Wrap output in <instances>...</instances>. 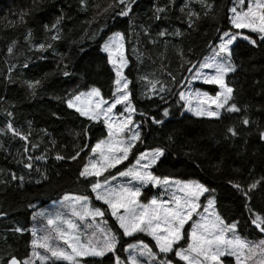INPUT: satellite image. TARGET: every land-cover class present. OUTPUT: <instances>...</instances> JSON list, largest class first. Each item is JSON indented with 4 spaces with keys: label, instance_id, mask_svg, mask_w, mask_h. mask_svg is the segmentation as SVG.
<instances>
[{
    "label": "trees",
    "instance_id": "obj_1",
    "mask_svg": "<svg viewBox=\"0 0 264 264\" xmlns=\"http://www.w3.org/2000/svg\"><path fill=\"white\" fill-rule=\"evenodd\" d=\"M232 2L135 0L129 15L121 16L124 6L117 0H0V264L13 255L21 261L29 256L32 213L65 194L88 195L119 238L114 253L85 258L84 264H115L116 258L127 264L126 245L136 240L152 244L143 235L125 238L107 208L94 201L90 185L96 178L79 173L105 129L66 103L89 87L112 97L113 72L100 47L114 32L123 36L124 75L143 120L133 154L165 149L152 170L155 175L202 183L226 224L235 225L243 238H264L252 223L257 215L264 217V141L259 138L264 130V40L231 26ZM157 8L165 11L157 13ZM224 31L241 33L231 46L235 71L225 78L241 111L213 120L194 118L184 111L180 94ZM35 81L39 85L30 89L28 82ZM194 87L217 93L215 85L195 82ZM245 118L251 121L248 126L242 123ZM9 124L26 139L13 135ZM229 127L238 134L231 136ZM77 152V159H71ZM58 155L64 159L57 160ZM18 227L23 231H14Z\"/></svg>",
    "mask_w": 264,
    "mask_h": 264
},
{
    "label": "snow or ice",
    "instance_id": "obj_2",
    "mask_svg": "<svg viewBox=\"0 0 264 264\" xmlns=\"http://www.w3.org/2000/svg\"><path fill=\"white\" fill-rule=\"evenodd\" d=\"M123 9L118 13L121 16H128L132 10V4L135 0H117ZM111 7V5H109ZM211 7V5H207ZM107 11V9H105ZM165 9L157 8V13L164 12ZM232 15L230 17L231 25L234 29H249L253 33L260 34L261 39L264 40V0H237V5L229 10ZM160 17L157 15L156 17ZM63 17L57 18L56 22L51 25L52 29H56L57 25ZM191 27V24L189 25ZM46 29L48 26H45ZM161 36L166 35V32L159 33ZM179 34V33H177ZM241 35L239 32L224 31L220 37L219 45L213 49L211 57H205V61L201 63V69H213L214 74L204 73V82L207 84L218 85L221 91L216 93V97H209L207 92L197 93V97L203 96L211 100L215 105V110L211 108L201 107L197 105L192 107L190 103L184 106L188 111L196 116L219 117V110L227 106L228 112H239L241 109L234 100V88L230 87L225 81V76L235 71V66L232 63L231 46L237 37ZM53 40L58 39L57 36L52 37ZM243 39L247 40L252 45L257 43L256 40L244 35ZM123 36L120 32H116L109 40L102 46V50L108 54L109 64L114 65L116 80V91L114 92V100L109 103L101 99L98 103H93V97H100L101 93L98 88H91L87 93L79 92L67 99V107L75 109L81 116L87 117L90 120H97L101 115L104 116V124L108 129V138L100 140L94 147L92 153H98V159H90L88 163L84 164L79 175L82 178L96 177V181L91 183V191L95 194V199L102 201L111 210V215L116 219L119 228L123 230L124 236H131L133 233L145 232L155 240L156 248L159 253L168 254L175 252L176 257L184 264H223L221 258L226 256H233L236 258V264H242L241 255L244 254L245 249L248 252H254L256 247H259L261 252H264V240H261L258 245H251L248 241L242 240L235 235V225L225 226L223 219L213 212L208 216L200 215V221L194 222L191 226V231H187V246H179L180 241L185 239V225L193 219V214L197 213V209L201 206L198 201L200 197L209 191V189L195 180L180 181L172 180L168 176H157L150 169L157 163L158 160L165 154V149L157 147L148 152H141L136 158V166L129 167L125 171H119V177H130L131 181H135L138 185L147 186H162L166 190L175 187L176 190L183 195H176L175 192L170 193L168 200L152 199L147 204L140 203L138 197L141 195V187L117 185L112 186L109 181H115L117 175L106 177L101 182L100 177L104 176L105 172L116 168L124 160L128 159L131 149L134 147L135 141L140 137L139 131H131L130 137L126 140H120L121 133H125L128 125L132 123L131 115L119 122H112L113 109L118 104H124L126 111H134L131 105L130 92L128 91V80L123 77L121 72L123 66L127 63L123 58ZM45 46L39 45L40 49ZM51 47V45H49ZM115 51L120 53V64L117 65L113 59ZM12 48H9V52ZM191 71V69H189ZM68 76L67 71L64 72ZM201 75L198 70V76ZM40 81L28 82L30 89H35ZM149 83H152L149 81ZM155 88V84L152 83ZM163 91V88H161ZM182 100L185 99L184 93L180 94ZM231 102V103H230ZM207 100L201 101V104H206ZM107 104V107L103 105ZM168 110L165 109L164 115L167 116ZM11 115V114H9ZM123 115V114H121ZM153 123H163L161 120H153ZM242 123L248 126L251 121L245 118ZM8 129L13 132V135H19L21 139H26L21 135L12 125H8ZM227 132L231 136H236L238 133L234 127H229ZM260 140L264 141V130L259 132ZM80 155L79 152L71 159L75 160ZM57 160L64 159L62 156H57ZM144 161V163H141ZM26 168L31 169L32 164L26 163ZM15 179V176H13ZM23 180V177H20ZM39 183V181H37ZM257 183L250 185V190L257 186ZM239 188V185H234ZM88 195H69L65 194L62 198V206L71 209V215L77 217L80 221L87 224L88 228H95L93 237L84 241L83 236L86 232H81L79 226L71 219H65L64 214L57 211L54 214L41 210L34 213L33 219L37 216L46 218L47 227L41 229L45 232L43 236H37V229H32V235L35 237L32 241V257L39 259L42 264H47L52 261H66L68 264H81V258L84 257H103L107 252L114 251L118 241V237L111 229L101 227V224H106V221L101 220L97 222V217L103 218L105 211L99 207L92 208L89 205ZM214 201L209 199L208 205L204 208V212L208 213L209 208H212ZM88 218H91L89 222ZM257 229L264 232V217L257 215L252 221ZM66 225V227H64ZM14 231L22 232V228H16ZM96 232L102 233V240L95 239ZM231 232L228 236L226 233ZM55 234V235H53ZM60 240L66 247L54 246L50 241ZM37 248L43 249L50 255H41ZM70 250V251H69ZM131 250V251H129ZM126 251H129V259L127 264H142L138 257H147L150 262L157 260L158 253L154 252L151 247L139 242L137 245H128ZM138 253V256L136 255ZM250 259L251 257H246ZM4 264H32L31 259L21 261L16 256H10ZM85 264L87 262L85 261ZM117 264H120L117 260ZM159 264H172L171 260L160 261ZM264 264V261H261Z\"/></svg>",
    "mask_w": 264,
    "mask_h": 264
},
{
    "label": "rangeland",
    "instance_id": "obj_3",
    "mask_svg": "<svg viewBox=\"0 0 264 264\" xmlns=\"http://www.w3.org/2000/svg\"><path fill=\"white\" fill-rule=\"evenodd\" d=\"M236 5H237V0H233L230 9L232 7H234V6H236ZM231 15H232V13L229 11V20H230ZM230 24H231V22H230ZM245 30L248 31V32H251L249 29H245ZM114 33H116V32H114ZM114 33H112L109 37H112ZM251 33H253V32H251ZM257 35L261 38L260 34H257ZM109 37L106 39V41L109 40ZM105 42L101 45L100 50L107 57V61H108V54L105 51L102 50V46L105 44ZM122 43H123V48H122L121 51L123 53L124 60H126L125 47H124L123 40H122ZM219 43H220V41H219ZM219 43H218V45H219ZM213 49L210 51V53L208 54L207 57H211L213 55ZM113 59L116 61L117 65L120 64V53L115 51V47H114V56H113ZM204 61H205V59L203 60V62ZM126 62H127V60H126ZM108 64H109V62H108ZM127 64L128 63H126L123 66V68H122L121 74H122L123 77H125L124 71H125V69L127 67ZM200 65L195 69L194 73L190 76L189 82H188V86H187L186 90L182 92L185 95V99L184 100H182L181 98L180 99H181V102L183 103V105H185L186 103H190L192 107H196L197 105H200L201 107L211 108L212 110H215V105L212 104L211 100H209L208 98L203 97V96L197 97V95H196L198 92L199 93H204V92H207V91L201 90L199 88H195L194 87L195 82H197V83H199V82L200 83H205L202 74H204V73L214 74V70L213 69H207V68L201 69L200 68ZM109 66H110V68H111V70L113 72V90H112V97L110 99H106L102 95H100V97H93L92 98L93 103H98L101 99H103L104 101H107L109 103H111L114 100V92L116 91V85H115L114 81L116 80V75H115V71H114V65L113 64H109ZM198 70H199V73H201V75H199V76H198ZM230 73H232V72H230ZM230 73H228L227 75H229ZM226 76H225V78H226ZM211 85H213V84H211ZM215 86L217 87V92L221 91V89L219 88L218 85H215ZM91 88H93V87L86 88V89H84L81 92L87 93L88 91H90ZM207 93H208L209 97H212V98H215L216 97V94L215 95H212L209 92H207ZM204 100H207V103L206 104H201V101H204ZM131 105H132V103H131ZM107 106H108L107 104L103 105V107H107ZM132 107H133V105H132ZM73 110H75V109L73 108ZM184 111L187 113V115H190V116H192L194 118H203V119H210V120L218 119L224 113H234V112H228L227 111V106L225 108H222V109L219 110V112H220L219 117L196 116L192 112L188 111V109L185 106H184ZM121 114H123V115H121ZM110 115L112 117V122H114V123L115 122L122 121V120H124L125 117L131 115L132 123L128 125V128L125 130V133H121L120 134V136H119V139L120 140H126L128 137H130L131 131H137L138 130L139 133L141 132V126L143 124V120L142 119H139L137 117V113H136L135 110L134 111H126L124 104H118L116 106V108L113 109V112ZM164 117H168V115L167 116L164 115ZM85 118H87V117H85ZM95 121L101 122L102 125H103V127H104V129H105L106 136L104 138L100 139V140L107 139L108 138V129L106 128V126L104 124V116L101 115L99 117V119H97ZM129 130H131V131H129ZM140 135H141V133H140ZM139 139H140V137H139ZM139 139L137 141H135L134 147L139 142ZM99 141H97L93 145V147ZM133 148L131 149L127 160H124L121 164L117 165L116 168L110 169L109 172H105L104 173V176L100 177L101 182H103V180L106 177L109 176V173L111 175H117V173L119 171H125L129 167L136 166V158L139 156V154L141 152L140 153H137V154H133L134 153L133 152ZM148 151H150V150H144L142 152H148ZM98 158H99V154L98 153H92V149H91V152H90V155L88 157L87 163L89 162L90 159H98ZM141 163H144V161H142ZM155 165L152 166V168L150 169L151 171L153 170V168L155 167ZM130 180H131L130 177H119L117 175V179L115 181H111L110 180L109 183L112 186H117V185L123 184V185H128V186H139V187H141V195L138 197V200H139L140 203H144V204H147L150 200H152L154 198L157 199L158 201L159 200H168L170 198V193H172V192H175L176 195H183V193L178 192L175 187L168 188L166 190L165 187H162V186H159V185L152 186L151 184H149L147 186H141V185H138L135 181H131V184H130L129 183ZM172 180H177V179H172ZM180 181H182V180H180ZM150 191H152V192H150ZM92 195H93L94 201H96V202L104 205L107 208L111 219L116 223L117 227L119 228L118 222L111 215V210L108 209L107 205H105L102 201L96 200L94 193H92ZM62 198L60 200H58V201L52 202V203L44 206L43 208H40V209L35 210L32 213L30 230H29L30 231V235H31L30 254L26 258V259H31L32 264H42V262L39 259H37L35 257H32V255H31L32 254V251H33L32 241H33V239H35V237L32 235V229L33 228L37 229V236H43V235H45V232L42 231L41 229H44V228L47 227V220H46V218H42V217L37 216L36 219H33L34 213H38L41 210H45L46 212H50V213H53L54 214L55 212L59 211V212H61V213L64 214V218L65 219H71L73 222H75L79 226V230L82 233L83 232H86L87 233L86 236H83V239H84L85 242H87V239L88 238H92L93 237V232H95V228H88L87 224H85L84 222L80 221L77 217L72 216L71 215V209L68 208V207H66V206H62V204H61ZM209 199L213 200L214 201V204H213L212 208H209V212L208 213H205L204 212V208L208 205V200ZM198 203L201 206L197 209V213L193 214V219L190 220L185 225V229H186L185 239H183L179 243V246H181V247H186L187 246V243H188V240H187V231H191V226H192V224L194 222L200 221V215L201 214L204 215V216H208L209 213L213 212V210L215 211L216 214H218L217 211H216V207H215V198H214V196L209 191L206 192V193H204L200 197V200L198 201ZM89 205L92 208L98 207V206H95L94 204H92V199H89ZM88 220H89V222H91V218H88ZM101 220L106 221V224H101V227H103L105 229H111L113 232H115L113 230V228L111 227V225L109 223V220L105 216L103 218L97 217V222H100ZM225 226H228V224L225 223ZM64 227H66V225ZM119 230L123 234V230L120 229V228H119ZM53 235H55V234H53ZM135 235H143V236L149 238L152 241V244H150V243H148V242H146L144 240H136V241H133V242L129 243L128 245H137V247H139V242L140 241H143V243H145L149 247H151L154 252L158 253L157 260L154 261V262H150L149 261V258H147V257H138L142 261V264H159L160 261H165V260H171L172 261V264H184L183 261H180L179 258L176 257L174 251L171 252V253H168L166 255L165 254H162V253H159V250H158V248H156V245H155V240L151 236H149L147 233H145V232H137V233H133L131 236H135ZM226 235L231 236L232 233L229 232V233H226ZM235 235L239 236L242 240L248 241L249 244H250V246L251 245H258L261 240H264V238H261V239H258V240H250V239H247V238H243V237H241L237 233L236 228H235ZM131 236H127V237L124 236V237L125 238H128V237H131ZM102 237H103V234L102 233L96 232L95 239L102 240ZM117 237H118V235H117ZM118 241H119V238H118ZM50 242L54 246L59 245L60 247H66V245H64L63 242L60 241V240H52ZM128 245H126L125 246V249H124V253H125L127 262H128V259H129V251H131V250L126 251V249L128 248ZM36 251H38L41 255H50L49 253H46L43 249H40V248H37ZM112 253H114V251L107 252L105 254V256L106 255H109V254H112ZM136 255L138 256V253H136ZM246 257H251V258L248 259ZM85 258H96V259H100L102 257H84V258H81V264H84L82 262V260L85 259ZM221 259L223 261V264H236V258L233 257V256H226V257H223ZM117 260H119L120 264H124V262L121 261L118 258L115 259V261H114L115 264H117ZM261 261H264V252H261V250H260L259 247H256L254 249V252H248L247 249H245L244 254L241 255V262H242V264H261ZM50 262H52V261H48L47 263H50ZM57 262L68 263V262L62 261V260L61 261H57Z\"/></svg>",
    "mask_w": 264,
    "mask_h": 264
},
{
    "label": "water",
    "instance_id": "obj_4",
    "mask_svg": "<svg viewBox=\"0 0 264 264\" xmlns=\"http://www.w3.org/2000/svg\"><path fill=\"white\" fill-rule=\"evenodd\" d=\"M210 49V46L208 47V50ZM255 228H256V226L255 225H253ZM258 230H260V229H258ZM261 234L262 235H264V232H261Z\"/></svg>",
    "mask_w": 264,
    "mask_h": 264
}]
</instances>
